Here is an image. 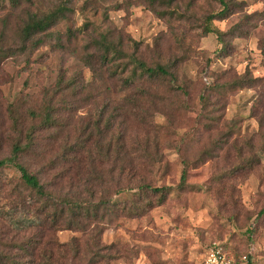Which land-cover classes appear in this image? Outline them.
Here are the masks:
<instances>
[{"label": "rangeland", "instance_id": "1", "mask_svg": "<svg viewBox=\"0 0 264 264\" xmlns=\"http://www.w3.org/2000/svg\"><path fill=\"white\" fill-rule=\"evenodd\" d=\"M0 1L7 4L6 0ZM226 1L238 8L231 5L224 19L212 21L213 28L223 34L220 43L215 34L203 35L206 18L221 10L212 0H180L172 18L157 17L140 0H76L73 14L56 28L62 35L63 50L41 47L28 63L25 59L5 60L0 65V159L8 156L11 144L2 112L6 104H19L24 112L48 98L59 79L82 77L90 81L80 56L92 30H111L127 42L140 44L139 54L147 64L168 66L174 74V80L166 85L189 94H166L161 88V103L150 110L153 116H146V124L121 123L132 138L128 139L130 148L136 147L131 146L134 138L138 142L142 135L150 141V151L157 147L158 163L146 175L147 182L152 187L172 190L162 206L144 216L121 218L106 226L96 246H114L113 264H202L214 244L223 246L234 257L243 255L250 257L253 264H264V215H259L264 210V20L255 21L256 28L247 35L236 37L238 33H232L237 26L247 29L244 17L262 12L264 0ZM86 22L91 24L89 30L77 32ZM67 30L74 35L70 41ZM246 71L247 78L259 81L252 88L233 90ZM103 80L104 76L92 87V96L102 94ZM221 85L227 87L215 90L214 86ZM203 91L208 96L207 110L223 118V125L209 134L203 132L198 118ZM122 97L123 94L110 93L79 109L72 117L73 126L94 120L105 103L110 104V109L120 105ZM149 107V103H143L144 112ZM61 117L67 118L64 114ZM230 123L237 134L229 139L227 148L204 158L203 151L211 148L217 134L228 131L233 125ZM118 126L119 120L114 133ZM44 136L48 134L42 135L41 142L51 143L43 140ZM57 145L58 142L50 144L52 152ZM183 161L190 167L187 186L180 191L177 185ZM251 161L249 167L247 163ZM17 176L14 170H0V183L5 185L0 191V214L4 222L12 220L11 224L26 227L35 218L26 215L14 197H9V184L13 185ZM132 194L112 200L123 201ZM55 238L65 244L83 237L64 230L58 231Z\"/></svg>", "mask_w": 264, "mask_h": 264}, {"label": "trees", "instance_id": "2", "mask_svg": "<svg viewBox=\"0 0 264 264\" xmlns=\"http://www.w3.org/2000/svg\"><path fill=\"white\" fill-rule=\"evenodd\" d=\"M6 1L7 4L0 1V65L5 60L25 59L28 63L29 57L41 47L58 51L65 48L56 28L73 14L76 0ZM140 1L157 17L172 18L180 0ZM212 1L221 10L206 18L203 35L215 34L223 43V34L213 28L212 21L224 19L231 5L238 7L226 0ZM263 20L264 9L244 17L247 29L237 26L232 33L237 32L236 37L247 35L256 28L255 21ZM90 25L86 22L77 32L89 30ZM73 36L67 30L68 41ZM139 51L140 44L127 42L111 30H92L85 52L80 56V62L91 75L89 82L82 77L59 79L48 98L40 104H32L24 112L19 104L5 105L2 112L9 127L11 144L8 156L0 159V170L16 172L14 184H9V197H14L15 203L26 210V215H33L35 222L26 227L13 222L12 225V220L6 223L0 214V264H113L116 260L112 255L114 246H96L106 226L121 218L142 217L167 201L172 188L152 187L146 180V175L158 163L157 147L150 151V141L142 135L140 140L143 138V142H137L133 137L135 144L131 146L136 147L130 148L128 139L132 138L121 123L146 124V119L153 116L150 110L161 103V88L166 94L175 91L186 97L189 94L179 87L176 90L169 88L166 84L174 80L170 68L158 63L147 64ZM261 52L264 53V41ZM103 76L102 94L92 96L90 90L98 80L102 81ZM248 76L246 71L239 77L233 90L252 88L259 81ZM223 87L227 85L214 86L217 91ZM110 93L123 94L120 105L110 109V104L105 103L94 120L73 126L72 117L79 109ZM207 97L204 91L199 96L202 108L198 118L205 134L217 131L223 125V118L212 116L207 110ZM146 102L150 107L144 112L142 107ZM62 114L67 118H62ZM117 120L118 131L114 133ZM27 122L29 126H25ZM234 129L233 124L226 133L217 134L218 138L202 156L209 159L214 151H224L229 139L237 134ZM46 133L48 136L43 140L49 139L51 143L43 144L41 137ZM62 135L64 140H61ZM56 142L57 148L52 152L50 144ZM252 163L247 165L250 167ZM189 167L183 161L177 185L180 191L187 186ZM3 188L5 185L0 183V191ZM129 193L134 194L123 201L112 200ZM259 215H264V210ZM64 230L80 233L83 238L60 244L55 234ZM247 258L253 264L252 259Z\"/></svg>", "mask_w": 264, "mask_h": 264}, {"label": "built area", "instance_id": "3", "mask_svg": "<svg viewBox=\"0 0 264 264\" xmlns=\"http://www.w3.org/2000/svg\"><path fill=\"white\" fill-rule=\"evenodd\" d=\"M203 264H250V263L248 262L247 256H242L240 259H237L228 252L224 251L220 245L214 244L207 250Z\"/></svg>", "mask_w": 264, "mask_h": 264}]
</instances>
